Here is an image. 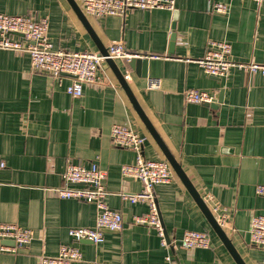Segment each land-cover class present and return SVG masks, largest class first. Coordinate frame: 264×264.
Wrapping results in <instances>:
<instances>
[{
	"label": "crops",
	"instance_id": "crops-1",
	"mask_svg": "<svg viewBox=\"0 0 264 264\" xmlns=\"http://www.w3.org/2000/svg\"><path fill=\"white\" fill-rule=\"evenodd\" d=\"M214 3L227 5V12H209ZM0 13L45 18L53 49L99 54L67 0H0ZM85 17L101 47L122 42L137 56L133 59L145 60L133 69L128 60L114 62L159 140L216 220L224 215L219 226L242 262L260 264L264 245H253L248 233L251 219L264 216V197L255 193L264 184V75L230 68L215 78L195 61L209 42L222 41L231 46V60L264 65V0H175L172 12L129 10L120 17ZM97 75L101 83L84 84L81 96L73 98L66 93L71 77L34 70L25 52L0 50V223L32 233L24 248L0 252V264H40L42 255L54 257L66 245L80 251L76 264H164L157 231L132 223L147 213V204L120 196L140 192L141 185L121 175L135 154L112 145V126L128 124L145 138L146 159L165 158L110 68L101 67ZM189 89L215 92L217 107L186 103ZM69 162L103 170L106 204L122 215V229L103 232L100 244L76 242L68 234L72 228H94L97 216L93 204L58 196ZM154 193L170 241L179 244L185 231L209 235L208 249L176 248L178 264H236L173 171L171 181L156 186ZM0 245L14 247L10 240Z\"/></svg>",
	"mask_w": 264,
	"mask_h": 264
},
{
	"label": "built area",
	"instance_id": "built-area-1",
	"mask_svg": "<svg viewBox=\"0 0 264 264\" xmlns=\"http://www.w3.org/2000/svg\"><path fill=\"white\" fill-rule=\"evenodd\" d=\"M85 16L100 18L104 16H124L129 10H164L172 12L175 0H75ZM259 4L261 0H251ZM227 5L210 4L209 12L225 14ZM48 22L45 18L36 19L32 16H9L0 13V50L25 52L30 57L34 70L49 73L54 78L71 77V83L66 93L73 98L82 94L84 84H99L98 70L106 59L130 60L137 57L129 54L122 42L108 46L107 55L89 52H71L53 49L47 38ZM15 36H18L16 38ZM231 46L227 42L211 41L207 44L204 56L196 60L208 76L222 78L230 68H235L248 75H264V65L256 63H241L230 59ZM155 84H152L154 86ZM216 100L215 92H204L194 89L186 90L184 101L188 104H210ZM110 140L113 146L131 150L135 154L134 163L121 168L123 177L136 180L141 185L136 194H121L130 202L147 204V213L133 218V224L154 228L160 238V245L165 250L164 264H178L173 252L176 248L208 249L211 245L209 235L200 231H185L179 244L168 241L164 236L157 206L154 188L171 181L172 170L165 160H148L143 155L145 138L136 133L128 124L114 125L110 130ZM4 163L0 162V168ZM106 173L96 164L89 168L67 163L62 174V187L56 190L61 199H72L93 204L97 210L94 228H72L68 231L73 241H88L92 244L103 242V232H119L123 227L122 215L109 208L106 204L108 192L105 188ZM258 196L264 197V184L255 188ZM208 199V198H207ZM212 198L209 197V200ZM217 221L222 222L223 218ZM250 242L255 246L264 245V216H254L249 228ZM32 238L28 229L13 224L0 223V241H13L14 247L0 245V252L14 253L17 249L27 246ZM80 251L73 246H61L54 257L42 255L40 264H76L81 261ZM260 264H264V260Z\"/></svg>",
	"mask_w": 264,
	"mask_h": 264
},
{
	"label": "water",
	"instance_id": "water-1",
	"mask_svg": "<svg viewBox=\"0 0 264 264\" xmlns=\"http://www.w3.org/2000/svg\"><path fill=\"white\" fill-rule=\"evenodd\" d=\"M67 2L71 6L72 10L75 12V14L78 17V19L81 21L82 25L85 27V29L90 34L92 40L97 45L98 50H99V54L102 55V56H106L107 55V49L108 48L105 49V48H103V47H101L99 45V43L97 42L94 34L92 33V31L90 30V28L88 26L87 19H86L84 13L80 9V7L77 5L76 1L75 0H67ZM140 63H143L144 64L145 63V60L141 61L139 59H130L128 61V67L130 69H133V68H135V64L138 65ZM102 67H104V68L108 67L113 72V74L116 77L119 85L121 86L122 90L125 92V94H126L128 100H129V102L131 103L133 109L135 110L136 114L140 118L141 122L143 123V125L145 126V128L149 132L150 136L153 138V140L155 141V143L159 147V149L161 150V152H162L165 160L170 165L171 170L180 179V181L182 182V184L186 188L187 192L193 198V200L195 201V203L197 204V206L201 210L202 214L206 218V220H207L209 226L211 227L212 231L215 233V235L221 241V243L223 244V246L225 247V249L228 251V253L232 257V259L234 260V262L236 264H244L242 262V260L240 259L239 255L237 254L235 248L231 244L230 240L227 238L225 232L219 226L216 218L214 217V215L209 210V208L206 205V203L203 200V198L197 193V191L195 190V188L192 186L191 182L188 180V178L185 175V173L183 172L180 164L166 150V148L164 147V145L162 144V142L159 140L158 135L156 134L155 130L152 128L151 124L149 123V121L145 117L144 113L142 112L140 106L138 105L136 99L134 98L131 90L129 89V87H128L127 83H126V80H125V78H124L121 70L117 67V65L115 64L114 60L106 59L102 63ZM220 103H221V100H218L217 101V104H220ZM203 105L208 106V107L213 108V109H215L217 107V105L214 104V103L203 104ZM164 236L169 241V238H168L166 232H164Z\"/></svg>",
	"mask_w": 264,
	"mask_h": 264
}]
</instances>
